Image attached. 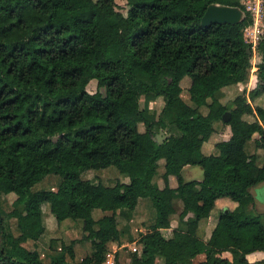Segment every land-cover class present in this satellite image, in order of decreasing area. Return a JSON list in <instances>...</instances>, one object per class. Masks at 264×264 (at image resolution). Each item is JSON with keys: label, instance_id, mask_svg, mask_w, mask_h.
<instances>
[{"label": "trees", "instance_id": "trees-1", "mask_svg": "<svg viewBox=\"0 0 264 264\" xmlns=\"http://www.w3.org/2000/svg\"><path fill=\"white\" fill-rule=\"evenodd\" d=\"M210 4L237 6L244 16L236 24L203 27ZM127 6L124 15L115 0H0V195L14 193L22 207L0 212V264H100L121 241L118 213L133 211L140 199L150 200L155 216L139 235L140 251L128 253L129 264H155L157 257L162 264H264L246 257L264 252L262 216L248 215L251 189L264 183V107L248 101L264 92V36L255 47L257 85L228 108L221 90L245 81L251 66L253 46L244 38L249 10L239 0H127ZM185 76L192 105L181 96ZM92 79L97 89L90 93ZM141 94L146 102L162 98L160 120L140 107ZM226 112L230 137L204 153ZM162 118L180 134L158 143L153 130ZM249 141L262 151L260 164L245 150ZM109 166L128 182L107 186L81 177ZM187 166L199 167L202 178L186 180ZM49 174L60 177L56 189H32ZM220 198L236 206L218 214L204 240L199 223ZM44 203L57 222L82 221L90 253L75 261L76 240L61 241L45 263L24 245L45 231ZM94 209L103 214L93 218ZM114 258L124 264L120 252Z\"/></svg>", "mask_w": 264, "mask_h": 264}, {"label": "rangeland", "instance_id": "rangeland-1", "mask_svg": "<svg viewBox=\"0 0 264 264\" xmlns=\"http://www.w3.org/2000/svg\"><path fill=\"white\" fill-rule=\"evenodd\" d=\"M116 2V10L121 12L122 14L126 15L127 11V0H115ZM260 7L264 8V0L258 1ZM252 13H253V24L246 29H244V36L247 41L253 44V51L251 56V66L249 68V74L247 79L241 83L236 85H232L229 87H224L220 94L219 100L221 103L225 104L228 108H233V99L245 93L248 95V92L256 87L257 79L255 76V70L257 64L260 62V54L255 48L258 44L259 40L264 36V22L260 20L255 15V7L254 1L252 0L251 5ZM181 86L183 88L181 96L182 99L192 105L189 100V95L187 93V86L190 84V78L185 76L181 80ZM97 89L96 80L92 79L88 85L86 86V90L90 93L95 92ZM102 93L105 92L104 88L100 89ZM249 102L253 106H262L264 107V92L255 96L251 101L248 99ZM140 107L142 109L148 108L153 114L155 115L156 119L160 120L161 111L164 105L162 98H157L155 101L146 102L144 96L141 94L139 99ZM202 113H206V108H201ZM160 116V117H159ZM246 120H253L251 115H245ZM225 121H217L214 123L215 131L210 136L209 141L207 142L208 145V152H214V145L216 142L221 140H227L230 135V128L229 126L224 124ZM140 131L144 130V126L142 124L138 125ZM180 132L174 126L172 122H170L166 118H162L160 122H158L157 126L154 127L153 130V138L156 142L160 143L169 135H179ZM245 150L248 154H257L258 160L257 163L260 164L262 159V151L255 148L254 142L249 141L245 145ZM207 152V151H206ZM163 161L159 162V167L157 169V175L155 177V181L162 184V180L160 178V174L163 172ZM190 167V166H189ZM192 169L185 167L183 171V176L186 180H200L202 178V172L200 173L199 167L195 166ZM81 177L83 179L89 180L92 183L96 184L101 182L107 186H113L117 182L127 183L128 177L124 174H121L115 167L109 166L107 168L102 169H90L86 170L81 173ZM60 182V177L55 174H49L45 176L42 180L37 182L33 186V190H41V189H56ZM251 194L254 196V201L249 206L248 215L253 217L260 214L262 216L261 221L264 223V212L258 213L259 209L262 208L264 211V198H257L255 197L254 190L251 189ZM225 205L221 202L216 206V209H213L211 215L209 217L210 222L214 223L218 217V214L222 211ZM14 208H22L18 206L16 203V195L14 193H7L0 195V212L5 214L11 211ZM176 210L177 213L180 210V206L178 202L176 203ZM177 213L172 216V224L173 226L177 225ZM100 214H103L101 210L94 209L92 212L93 218L99 217ZM155 216V211L151 205L149 199H140L136 208L133 211H121L118 213L117 220L118 226L123 231V236H121V241L118 244H113L109 248V252L113 254L120 252V261L124 264H129L130 260L128 258V253L130 252H139L141 249L140 244L137 242L140 233L146 232L150 225L153 223ZM191 216V215H189ZM42 217L43 223L45 226V231L41 235V237L37 241H27L24 245L28 249H37L40 254V259L48 263L49 259L56 255L59 251L61 241L69 243L72 240H76L74 245L75 250V261H79L85 255L90 253L91 245L89 241L83 239L82 234V221L81 220H71L66 219L62 222H57L54 218L53 214L49 210V206L47 203L42 205ZM204 220L201 221L199 224L201 226L200 232H198L199 236L205 235L203 231V224ZM10 228L14 235H18V230L16 227V220L10 219ZM207 233V232H206ZM162 234L165 237H169L171 235L170 230H163ZM135 248V249H134ZM225 256L230 257L228 253ZM163 260L161 257H157L155 264H162Z\"/></svg>", "mask_w": 264, "mask_h": 264}, {"label": "crops", "instance_id": "crops-1", "mask_svg": "<svg viewBox=\"0 0 264 264\" xmlns=\"http://www.w3.org/2000/svg\"><path fill=\"white\" fill-rule=\"evenodd\" d=\"M230 134H231V132H230ZM212 136V135H211ZM229 137H230V135H229ZM210 139V138H209ZM209 141V140H208ZM207 141V142H208ZM207 142H205L204 144H203V147H202V151L204 152V153H209L208 151V145H207ZM213 145H214V143H213ZM207 151V152H206ZM189 168H192V169H196V168H194V167H189V166H187V169H189ZM185 169V168H184ZM184 169H183V171H184ZM200 169V168H199ZM202 171H201V169H200V173H201ZM170 185L171 186H175L176 185V183H175V181H174V179L172 178V177H170ZM253 190H254V194H255V197H257V198H264V183H262V184H259V185H257V186H255L254 188H252ZM254 197V196H253ZM264 200V199H263ZM223 203L224 205H225V207L222 209V210H231V209H233L235 206H236V204H235V202H233V201H231V200H229L228 198H220V199H218L217 201H216V204H215V207H214V209H216V206L218 205V204H220V203ZM264 211H263V209L262 208H260L259 209V211H258V213H263ZM100 215H102V214H100ZM99 215V216H100ZM203 221V220H202ZM201 222V221H200ZM214 225H215V222L214 223H212V222H210V219H208L207 221H205L204 222V224H203V231L205 232V235L203 234V236H201L204 240H207L208 239V237L210 236V232H211V230H212V228L214 227ZM120 228V227H119ZM200 229H201V226H200V224H199V230H198V232H200ZM163 230H170L171 231V229H162L161 230V232L163 231ZM207 232V233H206ZM123 236V235H122ZM225 254L226 253H223V256H225ZM226 257H228V256H226ZM247 259H248V261L249 262H251V263H253V262H256V261H259V260H261L262 258H264V252L263 251H255V252H253V253H250V254H248L247 256ZM204 258V256L202 255V254H200V255H198L196 258H195V261H200V260H202ZM229 258V257H228Z\"/></svg>", "mask_w": 264, "mask_h": 264}, {"label": "water", "instance_id": "water-1", "mask_svg": "<svg viewBox=\"0 0 264 264\" xmlns=\"http://www.w3.org/2000/svg\"><path fill=\"white\" fill-rule=\"evenodd\" d=\"M243 16L244 12L237 6L210 4L200 19V25L206 27L212 24H236L242 20ZM248 53H250L249 50ZM229 118L230 112H226L222 116L225 122ZM224 211L226 212L227 210Z\"/></svg>", "mask_w": 264, "mask_h": 264}, {"label": "built area", "instance_id": "built-area-1", "mask_svg": "<svg viewBox=\"0 0 264 264\" xmlns=\"http://www.w3.org/2000/svg\"><path fill=\"white\" fill-rule=\"evenodd\" d=\"M239 1L246 9L249 10L251 17H252V24H253V13H252V9H251L252 0H239ZM253 1H254V7H255V15L257 16L258 19L263 20V22H264V8L260 7V4L258 2L259 0H253ZM251 25H249V26H251ZM249 26H247V27H249ZM244 38H245V36H244ZM245 40L247 41L246 38H245ZM247 42H249V41H247ZM249 43H251V42H249ZM252 46H253V44H252ZM115 263H116V260L114 258V254L112 255V253L107 251L104 255L103 261L100 264H115Z\"/></svg>", "mask_w": 264, "mask_h": 264}]
</instances>
